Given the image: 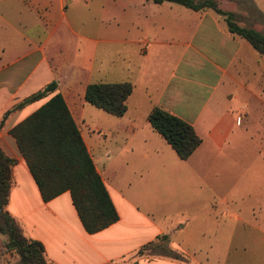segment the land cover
<instances>
[{
  "label": "crops",
  "instance_id": "1",
  "mask_svg": "<svg viewBox=\"0 0 264 264\" xmlns=\"http://www.w3.org/2000/svg\"><path fill=\"white\" fill-rule=\"evenodd\" d=\"M212 1L239 27L252 24L261 32L263 0ZM122 82L132 85V93L121 118L85 102L88 85ZM50 83L57 86L53 93L10 113L0 127V147L16 161L5 211L23 235L39 242L53 264H209L197 257L201 247L188 250L173 243L180 226L163 230L128 201L119 188L128 184L122 169L142 170L138 180L160 171L184 173L223 194L217 188L231 178L228 153L242 137L237 128L244 121L245 131L264 107V56L231 34L225 17L212 10L152 0H0V122ZM55 94L62 97L118 215L116 223L95 234L83 229L68 192L43 201L10 135ZM155 107L189 124L200 138L188 160H180L151 128L148 117ZM220 199L229 200L226 193ZM226 213L202 210L199 216L205 218L198 225L221 224L220 239L208 243L237 264L239 258L231 260L235 242L226 224L215 220ZM5 244H0V264H17V254Z\"/></svg>",
  "mask_w": 264,
  "mask_h": 264
},
{
  "label": "trees",
  "instance_id": "2",
  "mask_svg": "<svg viewBox=\"0 0 264 264\" xmlns=\"http://www.w3.org/2000/svg\"><path fill=\"white\" fill-rule=\"evenodd\" d=\"M152 1L158 4L169 2L193 11L212 10L225 17L231 34L244 39L256 53L264 56V34L239 27L234 23L232 15L219 10L212 0ZM56 88L55 83H50L15 105L3 115L0 127L10 113L47 97ZM131 93L132 85L128 82L90 84L86 87L84 100L98 110L121 118L126 113V101ZM148 122L182 161L188 160L201 143L189 124L161 107L152 109ZM10 135L15 139L43 201L48 202L68 192L81 225L88 234L98 233L118 221V215L92 158L59 94L53 95L37 111L15 126ZM15 163L0 147V234L7 237L5 249L17 254V264H53L46 259L43 246L27 239L5 211ZM159 239L167 238L162 236Z\"/></svg>",
  "mask_w": 264,
  "mask_h": 264
},
{
  "label": "rangeland",
  "instance_id": "3",
  "mask_svg": "<svg viewBox=\"0 0 264 264\" xmlns=\"http://www.w3.org/2000/svg\"><path fill=\"white\" fill-rule=\"evenodd\" d=\"M253 26L246 24L243 28L252 29ZM257 26L264 34V25ZM262 101L264 104V95ZM92 121L95 122L94 115ZM244 126L243 121L242 126L237 128L242 134L239 144L228 153L231 178H226L217 188L220 193H226L229 198L226 202L220 199L223 194L212 193L197 177L190 180L184 173L163 174L160 171L154 177L138 180V172L142 170L122 169V178L129 185L122 183L119 188L128 201L147 211L163 230L180 226L172 237L173 243L181 248L187 245L188 250L201 247L197 257L209 259V264L230 262L225 261L222 248L211 247L212 244L208 243L220 239L221 224L198 225V221L205 218L199 216L202 210L212 214L217 210H227L225 215L217 216L215 220L226 224L230 239L235 242L231 248L234 253L231 260L235 261L237 257V264H264V107L261 115L253 114L245 131ZM137 225L140 226V223ZM228 232L225 234L228 235ZM241 233H245L246 237L240 241ZM3 241H6V236L0 234V244H4Z\"/></svg>",
  "mask_w": 264,
  "mask_h": 264
}]
</instances>
